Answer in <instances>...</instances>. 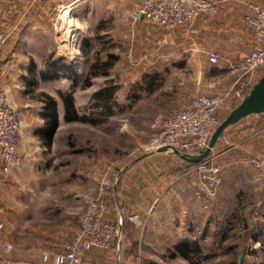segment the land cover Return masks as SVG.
<instances>
[{"label":"crops","instance_id":"1","mask_svg":"<svg viewBox=\"0 0 264 264\" xmlns=\"http://www.w3.org/2000/svg\"><path fill=\"white\" fill-rule=\"evenodd\" d=\"M57 3L69 5L83 20L94 14L121 25L122 17L136 10L141 0H0V29L9 34L0 61V84L8 101L24 110L20 167L5 176L0 164V264H46L42 255L58 250L76 225L77 211L66 210L51 194V184L60 177L56 171L64 165L51 159L58 120L52 129L48 108L41 111L42 99L32 95L39 91L38 82L47 79L36 61L49 54L51 28L46 18L50 6ZM249 4L264 6V0L219 2L216 17L202 16L193 25L171 32L142 19L132 24L133 38H152L160 45L153 53L156 61L171 62L170 68L149 77L144 91L157 92L160 106L166 109L163 114L186 103V96L220 95L232 86L237 74L229 72L230 66L253 49L251 31L242 21ZM210 53L217 55L216 63L209 62ZM149 155L125 170L106 198L107 219L123 226L121 243L90 252L82 264H145L140 254L153 251L188 262L193 219L205 221L202 228L218 235L219 221L245 215L240 207L245 202L248 220L250 216L264 219V114L228 127L212 148L208 157L220 158L221 181L209 209L195 188L196 164L174 154ZM72 179L77 182L76 176ZM242 185L257 198L245 199ZM3 245L10 246L9 253L3 252Z\"/></svg>","mask_w":264,"mask_h":264},{"label":"rangeland","instance_id":"2","mask_svg":"<svg viewBox=\"0 0 264 264\" xmlns=\"http://www.w3.org/2000/svg\"><path fill=\"white\" fill-rule=\"evenodd\" d=\"M57 4L50 6L46 18L51 28L49 54L43 60L36 61V67L44 71L47 79L38 82L39 91L32 95L42 99L41 111L43 107L46 112L49 99L55 102L51 112L58 120L55 129L57 136L53 141L51 159L55 165H64L56 171L60 173L55 174L56 178L57 175L60 177L56 179V184H51V194L60 199L66 210L77 211V217L72 215L76 217V229L79 214L86 202L97 196L103 179L112 181L105 190L107 198L125 170L150 156L152 152L146 148L149 138L158 130L161 120L179 106L163 114L166 109L160 106L157 92H144L154 72L171 67V62L161 63L153 57L160 45H155L152 38H133L131 35L135 27L123 17L121 25L115 20L95 17L94 14L83 20L82 16L73 14L70 7L71 14L66 20L63 37L66 42L57 46L52 41ZM0 31L7 36L8 42L9 34ZM70 31H74L76 36L73 42L66 39ZM54 66H68L71 69L58 71ZM181 98L184 97L180 95ZM188 99L186 96L184 101ZM66 102L71 103L69 110ZM16 107L21 115V133L24 110ZM51 112L48 110V117ZM65 114L72 121L67 122ZM210 158L205 161V169L216 167L221 174L220 158ZM200 163L195 165L198 174L195 188L203 194L204 208L209 209L221 175L216 185H205L202 180L204 172L198 166ZM75 176L77 182L72 179ZM202 184L209 190V195L202 190ZM242 188L241 195L245 199L253 201L257 198L252 189L243 185ZM76 195L77 198L73 197ZM245 204L240 205L245 214L243 217L219 221L218 235H213L209 227L202 228L205 221L192 220L190 237L193 249L189 251L188 262L178 255L172 258L174 254L154 251L140 254L143 257L141 260L144 259L145 264H264V219L250 216L248 220ZM211 224L214 225V222Z\"/></svg>","mask_w":264,"mask_h":264},{"label":"built area","instance_id":"3","mask_svg":"<svg viewBox=\"0 0 264 264\" xmlns=\"http://www.w3.org/2000/svg\"><path fill=\"white\" fill-rule=\"evenodd\" d=\"M227 0H141L134 12L124 15L125 21L136 24L141 19L171 32L179 27L193 25L202 17L217 16L219 2ZM52 24L55 45L61 46L66 41L65 30L67 18L71 14L70 6L57 4L54 9ZM244 25L251 31L253 49L229 72L237 74L232 86L223 94H195L186 103L164 117L158 130L149 138L146 148L155 153L159 149L178 151L196 155L204 150L209 139L224 116L233 110L249 94L255 83L264 76V6L249 4L242 18ZM70 31L66 39L73 42L76 37ZM7 36L0 31V61ZM209 62L216 63L217 55L209 54ZM21 115L18 108L8 101L4 88L0 85V164L1 173L9 175L20 167L19 156ZM208 158V157H207ZM206 158V159H207ZM200 163L199 170L204 172L203 182L207 186L216 185L220 169H205V161ZM110 174L115 176L110 171ZM112 181L104 178L100 183L97 196L89 199L79 214L75 231L62 243L58 250L43 254L46 264H82L83 258L94 250H106L122 240L121 223L107 219V199L105 190ZM202 184V190L209 195V190ZM4 253H9V245H3Z\"/></svg>","mask_w":264,"mask_h":264},{"label":"water","instance_id":"4","mask_svg":"<svg viewBox=\"0 0 264 264\" xmlns=\"http://www.w3.org/2000/svg\"><path fill=\"white\" fill-rule=\"evenodd\" d=\"M259 114H264V76L255 83L249 94L240 102V104L222 119L218 127L212 133L208 145L204 150L196 155L178 151H168L167 148L159 149L157 152L174 154L186 162L198 164L208 157L217 140L228 127L237 124L248 116Z\"/></svg>","mask_w":264,"mask_h":264},{"label":"trees","instance_id":"5","mask_svg":"<svg viewBox=\"0 0 264 264\" xmlns=\"http://www.w3.org/2000/svg\"><path fill=\"white\" fill-rule=\"evenodd\" d=\"M55 65V64H54ZM54 69H56V70H65V69H67V70H70L71 68L70 67H66V66H58V67H56V66H54ZM47 106H48V110L51 112V111H53V107L55 106V102H54V100H52V99H49V101H48V104H47ZM66 107H67V109L69 110V108L71 107V103L69 102H66ZM49 120H50V122H51V128L52 129H54L55 128V126H56V117H55V114L53 113V112H51V114H50V116H49ZM65 120L67 121V122H69V121H72V120H70V118H69V115L68 114H65ZM121 231H123V226L121 227ZM181 251V250H180ZM181 256H183V257H187V255H186V253L184 252V251H181V253H179Z\"/></svg>","mask_w":264,"mask_h":264}]
</instances>
